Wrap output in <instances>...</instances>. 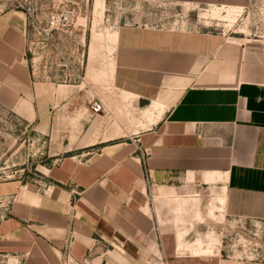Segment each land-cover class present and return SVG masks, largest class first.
I'll use <instances>...</instances> for the list:
<instances>
[{
    "label": "crops",
    "instance_id": "obj_1",
    "mask_svg": "<svg viewBox=\"0 0 264 264\" xmlns=\"http://www.w3.org/2000/svg\"><path fill=\"white\" fill-rule=\"evenodd\" d=\"M170 2L246 9L251 0ZM154 21L119 27L113 104L88 109L44 180L0 184L11 201L0 264H63L67 247L83 264H150L156 250L161 264H264L189 241L200 224L186 217L203 214L184 199L212 189L228 217L264 221V39ZM23 26L0 21V102L30 110ZM23 118L48 133L57 119ZM208 247L211 254L195 252Z\"/></svg>",
    "mask_w": 264,
    "mask_h": 264
},
{
    "label": "rangeland",
    "instance_id": "obj_2",
    "mask_svg": "<svg viewBox=\"0 0 264 264\" xmlns=\"http://www.w3.org/2000/svg\"><path fill=\"white\" fill-rule=\"evenodd\" d=\"M214 7L187 9L170 0H0V21L11 18L24 24L32 88L30 110L0 102V184H39L60 158L56 151L66 134L84 128L80 120L88 116L91 102L99 98L113 104L111 71L121 25L152 20L166 24L179 19L185 20L184 27L200 23L216 33L264 39V0H251L233 21L212 16ZM130 108L127 103L121 106L125 113ZM23 117L57 119H52L48 133L44 132L47 128L40 127L41 120L30 123ZM219 195L212 189L186 195L185 209L202 210L203 214L202 218L186 217V221L200 224L194 229L190 226L195 231L187 235L188 240L198 238L200 245L202 240L215 243L224 256L264 261V221L228 217L221 209ZM10 205L0 190V222ZM211 250L195 252L211 254ZM160 258L164 256L156 250L150 264H161Z\"/></svg>",
    "mask_w": 264,
    "mask_h": 264
},
{
    "label": "built area",
    "instance_id": "obj_3",
    "mask_svg": "<svg viewBox=\"0 0 264 264\" xmlns=\"http://www.w3.org/2000/svg\"><path fill=\"white\" fill-rule=\"evenodd\" d=\"M29 16H32L33 13L28 12ZM90 112L94 113V114H98L102 111L105 110V103L102 99H96L93 100L90 104L89 107ZM71 243V241H70ZM63 264H83V263H79L77 261L74 260V258L72 257L69 247H67V249L64 252V257H63Z\"/></svg>",
    "mask_w": 264,
    "mask_h": 264
},
{
    "label": "bare ground",
    "instance_id": "obj_4",
    "mask_svg": "<svg viewBox=\"0 0 264 264\" xmlns=\"http://www.w3.org/2000/svg\"><path fill=\"white\" fill-rule=\"evenodd\" d=\"M242 8H234V7H214L212 9V16L220 17V18H226L229 20H235L236 15L238 12H240ZM205 15H209L208 13H205ZM219 200L223 202L222 195H219ZM222 204V203H221ZM219 208V207H218Z\"/></svg>",
    "mask_w": 264,
    "mask_h": 264
}]
</instances>
